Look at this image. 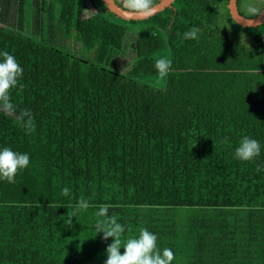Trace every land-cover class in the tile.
<instances>
[{
	"label": "trees",
	"instance_id": "obj_1",
	"mask_svg": "<svg viewBox=\"0 0 264 264\" xmlns=\"http://www.w3.org/2000/svg\"><path fill=\"white\" fill-rule=\"evenodd\" d=\"M227 3L174 0L125 20L102 0H0V52L24 70L12 101L36 123L27 134L0 112V149L30 157L14 184L0 180V264H105L101 204L124 238L156 234L172 264H264V21L243 27ZM221 7L253 44L226 35ZM127 23L140 32L121 71L103 27ZM193 26L200 39H184ZM73 40L93 57L74 54ZM161 57L172 61L164 78ZM245 135L261 144L251 162L234 158ZM80 198L91 207L70 226Z\"/></svg>",
	"mask_w": 264,
	"mask_h": 264
},
{
	"label": "clouds",
	"instance_id": "obj_2",
	"mask_svg": "<svg viewBox=\"0 0 264 264\" xmlns=\"http://www.w3.org/2000/svg\"><path fill=\"white\" fill-rule=\"evenodd\" d=\"M124 8L134 16L150 18L156 14V0H123ZM250 15L256 16L259 10L254 6H247ZM201 29L193 26L183 33L186 40H199ZM172 61L167 57L158 58L155 68L160 78L166 77L171 71ZM23 68L16 58L7 51L0 52V112L14 117L18 125L27 134L36 131V123L30 109H18L12 101V91L20 85L23 76ZM227 143V138H225ZM196 145V144H195ZM194 145V147H195ZM261 154V144L254 138L243 136L239 145L235 148L234 158L244 162L254 161ZM30 157L27 153L14 151L10 147L0 149V180H5L10 184L16 182V176L24 169L28 168ZM259 170V168H258ZM63 196H70L71 190L64 187L61 190ZM91 207L88 200L80 198L73 207L72 212L67 213V223L71 226L72 217H77L81 212L87 211ZM109 204H101L95 215L96 234L103 233L106 241L112 238V243L106 248L107 259L105 264H172L175 255L170 248L158 247V237L147 228H140L138 236L124 238L126 228L118 222L116 215L109 214ZM123 249V254H121Z\"/></svg>",
	"mask_w": 264,
	"mask_h": 264
},
{
	"label": "rangeland",
	"instance_id": "obj_3",
	"mask_svg": "<svg viewBox=\"0 0 264 264\" xmlns=\"http://www.w3.org/2000/svg\"><path fill=\"white\" fill-rule=\"evenodd\" d=\"M261 0H240L238 8L240 12L245 16H250V14L247 11V6L251 5L259 9ZM123 3V0H122ZM89 8L96 12V6L93 3H90L88 1ZM224 9L223 7L220 8V20L221 25L227 29L226 35L230 39L240 40L243 43H245L247 46L248 44H253V41L251 38H249L245 33L241 32L236 25L229 23L225 15L223 14ZM122 26V27H121ZM117 26V25H104L103 32L104 35L108 36L114 44L118 46L119 53H118V59L114 60L115 65L121 70V71H127L135 62V57H133L129 50L128 45L131 41H133L136 37V35L140 32L139 26L132 23H127L125 25ZM58 38V35H56ZM232 41V40H231ZM71 47L74 51H72L74 54H76L78 57H93V52L89 51L86 56L83 53V50L80 47V43L76 41H72ZM64 48V47H61ZM65 49V48H64ZM159 86V82H157L156 87ZM180 211V210H179ZM190 211L192 209L190 208ZM189 212L187 209H182L181 215L182 217H185V215Z\"/></svg>",
	"mask_w": 264,
	"mask_h": 264
},
{
	"label": "water",
	"instance_id": "obj_4",
	"mask_svg": "<svg viewBox=\"0 0 264 264\" xmlns=\"http://www.w3.org/2000/svg\"><path fill=\"white\" fill-rule=\"evenodd\" d=\"M106 6V9L113 12L117 17L125 20H138L144 19L145 17L134 16L130 14L123 5H119L116 0H102ZM173 0H159L157 2V11H161L164 7L171 6ZM227 7L232 19L239 25L243 27L257 26L264 21V6L258 15L254 17H249L243 15L239 9L237 0H228Z\"/></svg>",
	"mask_w": 264,
	"mask_h": 264
},
{
	"label": "crops",
	"instance_id": "obj_5",
	"mask_svg": "<svg viewBox=\"0 0 264 264\" xmlns=\"http://www.w3.org/2000/svg\"><path fill=\"white\" fill-rule=\"evenodd\" d=\"M173 1H174V0H173ZM173 1H172V3H173ZM172 3H171V6H172ZM167 7H168V6H167ZM164 8H165V7H164ZM164 8H163V9H164ZM163 9H162V10H163ZM157 12H158V11H157ZM157 12H156V13H157Z\"/></svg>",
	"mask_w": 264,
	"mask_h": 264
}]
</instances>
